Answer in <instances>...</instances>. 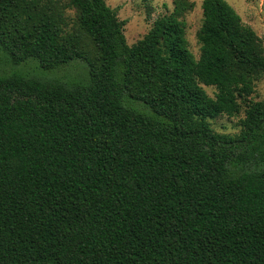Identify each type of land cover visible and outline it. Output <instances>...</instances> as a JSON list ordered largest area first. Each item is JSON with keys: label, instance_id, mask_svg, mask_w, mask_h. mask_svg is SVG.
Segmentation results:
<instances>
[{"label": "trees", "instance_id": "1", "mask_svg": "<svg viewBox=\"0 0 264 264\" xmlns=\"http://www.w3.org/2000/svg\"><path fill=\"white\" fill-rule=\"evenodd\" d=\"M173 3L129 45L105 0H0V264H264V40L204 0L196 59Z\"/></svg>", "mask_w": 264, "mask_h": 264}, {"label": "rangeland", "instance_id": "2", "mask_svg": "<svg viewBox=\"0 0 264 264\" xmlns=\"http://www.w3.org/2000/svg\"><path fill=\"white\" fill-rule=\"evenodd\" d=\"M62 3L67 0H60ZM195 3L193 10L184 14L181 18L186 24V38L189 49L196 59L201 54V43L198 39V32L203 23L204 0H190ZM241 16L244 24L251 26L256 33L264 40V0H226ZM108 6L118 10V17L126 20L124 34L129 45H133L142 39L151 29L154 21L162 16L169 15L174 9L173 0H105ZM65 15L68 18L70 29L76 24V11L67 8ZM93 49V46L90 45ZM2 65V64H1ZM2 68L9 70L11 65H2ZM70 75L77 77L79 72L73 70ZM207 93L215 97L217 89L214 86H204ZM254 100H264V77L257 81L255 93L251 96ZM246 105L242 104L241 111L235 116L226 114L211 119L215 131L227 134H237L241 129L240 121L245 117Z\"/></svg>", "mask_w": 264, "mask_h": 264}]
</instances>
